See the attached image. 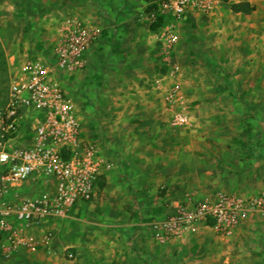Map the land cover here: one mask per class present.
<instances>
[{
	"label": "rangeland",
	"instance_id": "rangeland-1",
	"mask_svg": "<svg viewBox=\"0 0 264 264\" xmlns=\"http://www.w3.org/2000/svg\"><path fill=\"white\" fill-rule=\"evenodd\" d=\"M151 2L28 0L25 47L45 39L43 52L36 50L43 61H51L68 16H85L103 31L85 69L60 77L83 135L99 148L102 173L95 196L76 205L53 237L63 245L65 264H73L75 246L117 247L123 264H264V222L257 216L230 237L199 228L159 245L149 233L153 221L188 197L264 189V0H219L209 15L177 25L168 55L150 29ZM239 2L253 11L234 12ZM5 60L17 77L24 59ZM173 62L182 69L186 126L170 124L163 99ZM155 78L160 83L153 86ZM30 128L23 121L13 144L28 145ZM27 186L28 195L40 191Z\"/></svg>",
	"mask_w": 264,
	"mask_h": 264
},
{
	"label": "built area",
	"instance_id": "built-area-1",
	"mask_svg": "<svg viewBox=\"0 0 264 264\" xmlns=\"http://www.w3.org/2000/svg\"><path fill=\"white\" fill-rule=\"evenodd\" d=\"M219 0H152L151 22L168 21L156 39L165 55L177 43V25L209 15ZM100 28L78 17L64 20L51 61L27 59L17 77L10 79L7 100L0 107V257L11 260L24 250L35 252L52 237L51 224L66 217L79 203L90 201L102 173L103 159L96 144L82 135L72 97L61 76L80 72L86 54L100 36ZM164 103L172 110L170 124L186 126L189 117L183 101L182 69L168 64ZM160 82L158 81V84ZM182 109H178V108ZM28 120L30 142L15 145L22 137L21 123ZM27 124V123H26ZM40 191L28 195V184ZM251 216L264 222V191L242 195L218 191L201 200L188 197L175 211L150 224L152 238L168 244L199 228L230 237ZM72 257V254H68Z\"/></svg>",
	"mask_w": 264,
	"mask_h": 264
},
{
	"label": "crops",
	"instance_id": "crops-1",
	"mask_svg": "<svg viewBox=\"0 0 264 264\" xmlns=\"http://www.w3.org/2000/svg\"><path fill=\"white\" fill-rule=\"evenodd\" d=\"M27 14H28V0H0V45H1V48L4 52V55L6 56V58L8 60H11L14 57L19 59V60L24 59V61L27 59L43 60L40 57H38L37 51L43 52L39 42L42 43L43 45H46V43H48V42H45V39L37 38L38 43L35 41L33 43L32 48H31V46L28 49H26L27 47H25L26 46L25 40H26V38H28V35H29V30H28V26H27V24H28L27 23L28 22ZM69 17H78V18L82 19L86 24L100 28V31H101L100 36L98 37V39L95 42H93L91 44V46H90V48H91L100 39V37L103 33L100 25L93 24L85 16H82V15H70V16H68V18ZM61 28H62V26L60 27V31H61ZM90 48L88 49V52L86 54V65H85V67L87 66V60H88L87 56L89 54ZM53 51H54V49H53ZM13 54H15V55H13ZM52 55H53V52H52ZM52 55H51V58H52ZM85 67H84V69H85ZM83 70H81V71H83ZM8 72H9V77L12 79V76H15V73L12 75V72L10 70V66L8 67ZM77 73H79V72H77ZM74 74H76V73H74ZM71 75H73V74H71ZM156 84L158 85L157 78H155L153 80L152 85L156 86ZM77 114L79 117L78 109H77ZM79 119H80V117H79ZM82 135H83V132H82ZM84 138L88 139L85 136H84ZM88 140H90V139H88ZM160 187L162 190H164L165 186L161 185ZM219 191H226V192H230V193H238V194H242V195H248L245 192L244 193L243 192H235V191H230V190H219ZM261 191H264V189L258 190L256 192H251V193H257V192H261ZM251 193H249V194H251ZM169 196H173V195L170 194ZM170 200L171 201L174 200V202H173L174 206H176L178 201H179L177 199L172 200V197L170 198ZM75 206L73 207V209L75 208ZM72 210L69 212V214L72 212ZM69 214L64 218H59V219L54 220L50 226L51 231H53V229L55 230L56 228H58L61 225L59 223H61L65 218H67L69 216ZM149 233H150V236L152 238L150 225H149ZM152 240L154 241L153 238H152ZM155 243H157V242H155ZM62 246L63 245L61 243H59V241L57 239H55L53 237V234H52L50 242L47 245L38 248L35 252H28V251L22 250V251L18 252L17 254H15L14 258L11 260H3L0 257V260H1L0 264H12V263H14V264H65L64 254H63L64 250H63ZM75 247H76V249L74 251V255H75L74 259H71L70 261H68V263H73V264H79V263L80 264H89V263H95V262L103 263V262H106L107 260H109V262H111L112 264H123V262H124V252L117 247H111V248L101 247V248H98L97 250L95 247H92V246H86V247L75 246ZM116 253H117V255H116Z\"/></svg>",
	"mask_w": 264,
	"mask_h": 264
},
{
	"label": "trees",
	"instance_id": "trees-1",
	"mask_svg": "<svg viewBox=\"0 0 264 264\" xmlns=\"http://www.w3.org/2000/svg\"><path fill=\"white\" fill-rule=\"evenodd\" d=\"M154 8L153 4L148 6V10L151 11ZM231 9L234 12H241L243 14H249L253 11V6H251L248 2H239L233 4ZM168 20L164 17L157 16L154 21L150 24V29L155 31L158 30L159 27L164 25ZM9 72L8 66L5 60L4 52L0 45V107L4 106L7 100V90L9 84ZM102 188V186H101Z\"/></svg>",
	"mask_w": 264,
	"mask_h": 264
}]
</instances>
